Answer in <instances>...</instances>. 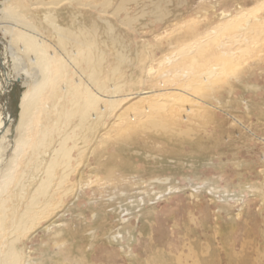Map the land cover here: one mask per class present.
Listing matches in <instances>:
<instances>
[{"label": "rangeland", "instance_id": "1", "mask_svg": "<svg viewBox=\"0 0 264 264\" xmlns=\"http://www.w3.org/2000/svg\"><path fill=\"white\" fill-rule=\"evenodd\" d=\"M113 1L112 10L119 3ZM159 1V9L146 7L136 33L108 17L129 47L131 63L140 61L135 50L144 58L171 40L195 41L218 12L240 14L191 64L198 70L223 61L224 73L208 77L205 91L220 110L167 122L187 130L184 135L133 128L130 136L115 135L95 156L74 163L85 171L92 166L95 174L65 196L66 204L72 202L58 218L61 226L48 233L38 228L18 243L36 264H149L159 254L173 264H264V0ZM138 8L131 3L130 13ZM172 20L180 22L172 26ZM242 28L253 35L250 44L225 43ZM125 66L124 74L133 70Z\"/></svg>", "mask_w": 264, "mask_h": 264}, {"label": "bare ground", "instance_id": "2", "mask_svg": "<svg viewBox=\"0 0 264 264\" xmlns=\"http://www.w3.org/2000/svg\"><path fill=\"white\" fill-rule=\"evenodd\" d=\"M140 1L119 0L112 10L113 0H0V264L37 263L18 243L38 228L61 226L58 218L72 202L66 204L65 196L85 175L95 174L92 166H75L84 155L95 156L115 135L130 136L137 127L184 135L187 130H173L167 122L218 111L205 91L208 77L224 73L223 61L198 70L191 64L240 14L218 12L200 38L171 40L158 54L147 50L143 58L133 50L140 61L131 63L129 47L108 17L136 33L146 7L156 10L162 2L143 7ZM131 3L139 7L135 14ZM241 32L225 43H249L250 31ZM126 64L133 68L128 74ZM149 264L173 263L159 254Z\"/></svg>", "mask_w": 264, "mask_h": 264}]
</instances>
